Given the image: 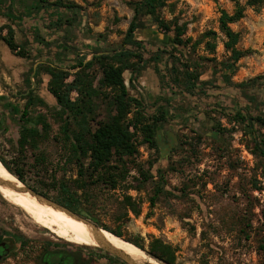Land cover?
I'll return each mask as SVG.
<instances>
[{
    "label": "rangeland",
    "instance_id": "374dc122",
    "mask_svg": "<svg viewBox=\"0 0 264 264\" xmlns=\"http://www.w3.org/2000/svg\"><path fill=\"white\" fill-rule=\"evenodd\" d=\"M43 1L46 3L40 5L33 0H11L9 18L0 12V27L11 26L14 41L26 53L20 57L0 51L4 67L0 93L22 108L26 103L23 96L33 91L39 99L23 120L27 127L42 120L48 126L46 137H29L27 157L35 143V152L43 151L53 163L63 154L62 119L55 115L59 107L47 91L49 62L71 67L93 56L133 50L139 58H131L129 63L141 68L139 77L145 82L139 85L137 77L129 91L141 97L140 109L149 122L165 112L166 121L154 128L158 141L171 150L165 154L157 143L152 148L143 143L141 134L134 135L137 152L123 159L122 165L116 163L122 178L115 189L90 186L97 194L94 204L87 205L92 217L121 235L115 236L142 244L150 257L152 240L170 245L174 264H264V158L253 143V136H264V123L242 124L233 118L236 112L261 116L264 108L259 93L264 87V0L253 6L248 0H237L243 16L228 26L239 34L236 48L245 54L231 66L219 18L222 11L233 14L232 0H166L156 15L172 24L169 32L140 12L134 32V39L141 41L139 46L127 45L125 34L141 0ZM54 2L60 5L51 6ZM173 25L183 31L182 45L174 41ZM6 33L2 28L1 34ZM0 46H4L1 41ZM37 56L45 63L37 61ZM76 70L67 69L70 74ZM90 70L97 80L98 66L93 64ZM130 71L125 70V80ZM193 75L199 78L192 85L189 78ZM102 90L112 94L110 89ZM76 97L72 91L70 98ZM94 102L96 120H102L109 110L108 99ZM5 112L0 106V156L13 168L20 154L18 129L16 118ZM71 169L76 177L77 167ZM44 180L49 183V177ZM37 181L29 172L24 185H38ZM50 196L56 202V193ZM125 196L131 198L138 215L125 209ZM28 217L0 196V238H10L19 253L26 251L25 263L38 262L43 247L57 246L77 250L91 264H126L102 248L57 238ZM17 255L20 260L15 264H23ZM2 264L11 262L7 259Z\"/></svg>",
    "mask_w": 264,
    "mask_h": 264
},
{
    "label": "trees",
    "instance_id": "16d2710c",
    "mask_svg": "<svg viewBox=\"0 0 264 264\" xmlns=\"http://www.w3.org/2000/svg\"><path fill=\"white\" fill-rule=\"evenodd\" d=\"M9 1L11 0H0V12L7 19L11 12ZM33 1L41 3L40 5L46 3L43 0ZM232 1H234L236 7L233 14L228 15L222 11L219 18L220 31L226 37L224 48L230 53V64L228 66L233 65L245 54V52L236 48L239 34L233 32L228 26L229 23L238 21L243 16V10L238 1ZM165 2L166 0H141L139 6L134 8V17L130 21L125 34L127 45L139 46L141 44V41L134 39V32L138 27L135 17L140 12L154 18V22L163 31L169 32L171 30L172 24L160 20L156 15L165 6ZM260 2L262 0H248V4L251 6ZM50 5L59 6L60 4L54 2ZM36 7L39 9L42 6ZM2 28L7 29L6 35L1 34ZM173 29L175 30L174 41L177 45H182L184 43L180 38L183 34L182 29L176 25H173ZM0 41L14 55L26 56L25 51L14 41L11 26L4 25L0 27ZM131 58H139V55L135 54L133 50L126 48L106 55L93 56L91 60L85 63L79 61L71 67H62L49 62L50 64L46 66L45 70V74L49 76L47 91L53 96L59 107L55 115L62 119L63 154L53 163L43 151L35 152L34 149L37 144L35 142V145L31 146L30 156L27 157L24 153L27 151L26 144L29 141V137L40 140L46 137L48 132V126L43 120L33 127H27V123L23 120L28 114L27 109L39 99L34 96L33 91H29L23 96V99H26V103L21 110V104L19 103L12 110H9V115H19L16 128L18 129L17 144L20 154L16 157L15 166L13 168L10 167L3 157L0 156V162L18 180L26 183V174L33 172L39 179L37 181L38 185L29 187L47 198H52L50 193H56L53 199L58 204L119 237L121 236L119 233L113 232L92 217L87 205L90 204V207L94 204L97 194L90 191V186L104 185V189H115L117 181L122 178L120 169L116 165H122L123 159H128L137 152V146L133 140L136 134H141L143 143H147L150 147L156 148L158 145L164 150L165 154L169 152V147L166 146V143H162L156 138L154 128L155 125L159 127L163 121H166V118H164L165 112L162 111L159 116L152 119V122H149L140 109L143 107L141 97L132 95L129 91L131 85L141 73V68L129 63ZM36 60L40 61V63H45V61L40 60L39 56L36 57ZM93 64L98 66L100 72V77L97 80L96 75L90 70ZM70 68H77V70L70 74L67 71ZM126 69L131 70L129 72L130 78L127 80L128 85L125 84L124 78ZM71 75H73L72 80L66 82V79ZM198 78L199 76L197 75L189 78L192 85ZM251 81H254V79ZM241 85L237 84L236 87H241ZM102 89H110L112 94L108 96ZM72 91L77 93V97L74 100L70 98ZM241 93L244 95L243 92ZM97 98L108 99L109 110L102 120H96L97 104H95L94 99ZM0 99L5 100V97L0 96ZM130 113H132L131 117H129ZM233 118L242 124L257 122L262 126L264 123L263 112L261 116L253 117H249L246 113L236 112ZM253 137L255 149L264 158V136L259 139L256 136ZM57 139L53 137V140L56 141ZM112 163H115V165ZM73 166L77 167L76 177H73L72 174L71 168ZM44 177H49V183L44 180ZM158 193L159 190L156 189L155 194ZM150 200L153 201V198ZM123 205L125 209L138 215L139 210L136 209L129 196L123 198ZM127 241L143 249L142 244L132 240ZM148 254L162 264H174L175 261L174 250L171 246L157 239L150 242Z\"/></svg>",
    "mask_w": 264,
    "mask_h": 264
},
{
    "label": "bare ground",
    "instance_id": "6f19581e",
    "mask_svg": "<svg viewBox=\"0 0 264 264\" xmlns=\"http://www.w3.org/2000/svg\"><path fill=\"white\" fill-rule=\"evenodd\" d=\"M24 186V183L0 162V196L10 204L27 212L30 215L28 218L36 226L46 228L57 238L69 243L99 248L110 246L122 251L134 264H162L147 255L141 248L115 236L106 229L92 228L63 210L33 196Z\"/></svg>",
    "mask_w": 264,
    "mask_h": 264
},
{
    "label": "flooded vegetation",
    "instance_id": "af4514ba",
    "mask_svg": "<svg viewBox=\"0 0 264 264\" xmlns=\"http://www.w3.org/2000/svg\"><path fill=\"white\" fill-rule=\"evenodd\" d=\"M4 46L7 48L5 44ZM1 65H2V62H1V53H0V71L1 69L4 68ZM0 96H5V95H2V93H0ZM2 102L3 100L0 99L1 108L4 105ZM21 109L22 108H20V110ZM7 114L9 115V113ZM13 117L16 118V123H17V119H19V115L18 116L13 115ZM171 138H172L171 141L174 140L175 137L173 134ZM168 149L170 152L171 147H169ZM41 228H44V227L41 226ZM15 252H16V255L14 254ZM19 252H20L19 250L14 249L13 242L10 238L8 239L6 237L0 238V264H2L3 261L7 259H9V262H11V264H15L16 262H19L20 258L17 254H20V256L22 257L23 264H28L27 262L26 263L24 262L26 251L25 252L23 251L22 253H19ZM78 257L80 258L78 259ZM89 259H90L89 257H82L81 253L78 252L77 250H68L67 248L63 249V248H58L57 246H55L54 248H44L43 247L41 252L39 253L38 262L34 264H91V262H89ZM78 260H80V262H78Z\"/></svg>",
    "mask_w": 264,
    "mask_h": 264
},
{
    "label": "water",
    "instance_id": "95a60500",
    "mask_svg": "<svg viewBox=\"0 0 264 264\" xmlns=\"http://www.w3.org/2000/svg\"><path fill=\"white\" fill-rule=\"evenodd\" d=\"M159 38V35L157 36ZM34 74V69H33V72H32V75ZM126 74L124 73V78H125ZM125 84L128 85V82L127 80H125ZM35 84L33 83V86ZM157 135V133H156ZM25 189L30 193L32 194L33 196H36L37 198L43 200L44 202H47L48 204H51L61 210H63L65 213H67L68 215L76 218L77 220L79 221H82L84 222L85 224L91 226L92 228H95V229H100V227L98 225H96L95 223L89 221L88 219L84 218L83 216H80L72 211H70L69 209L65 208L64 206L52 201L51 199L43 196L42 194L36 192L35 190H33L32 188H30L29 186H24ZM104 249L107 253H110L111 255L117 257L118 259H120L121 261H123L124 263L126 264H134L129 258L127 255H125L122 251L120 250H117V249H113L112 247L108 246L107 248H102Z\"/></svg>",
    "mask_w": 264,
    "mask_h": 264
},
{
    "label": "crops",
    "instance_id": "0c3cea01",
    "mask_svg": "<svg viewBox=\"0 0 264 264\" xmlns=\"http://www.w3.org/2000/svg\"><path fill=\"white\" fill-rule=\"evenodd\" d=\"M0 51H1V53H3L4 55L6 54H9V50L5 47V46H0ZM139 81H138V84L139 85H143L144 86V82H145V78H144V80H143V77H139V79H138ZM134 84V83H133ZM260 93V95H262L261 96V99H263L264 100V87L262 88V92H259ZM3 97H5V100H3V102L2 103H4V107H2V109H3V111H6L5 113H9V110H12V108L14 107V106H16L18 103L17 102H15V101H13V100H11V99H9V97H7V96H3ZM262 112L264 113V108L262 109ZM3 114H4V112H3ZM12 115H9V117H11Z\"/></svg>",
    "mask_w": 264,
    "mask_h": 264
}]
</instances>
